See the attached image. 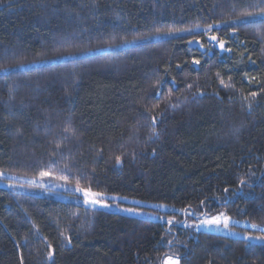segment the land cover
Returning a JSON list of instances; mask_svg holds the SVG:
<instances>
[{
  "label": "trees",
  "instance_id": "1",
  "mask_svg": "<svg viewBox=\"0 0 264 264\" xmlns=\"http://www.w3.org/2000/svg\"><path fill=\"white\" fill-rule=\"evenodd\" d=\"M258 4L0 0V172L264 227V16H245ZM174 215L0 186V264H264V244Z\"/></svg>",
  "mask_w": 264,
  "mask_h": 264
},
{
  "label": "rangeland",
  "instance_id": "2",
  "mask_svg": "<svg viewBox=\"0 0 264 264\" xmlns=\"http://www.w3.org/2000/svg\"><path fill=\"white\" fill-rule=\"evenodd\" d=\"M207 46L213 47L215 45L207 44ZM0 174H2L0 175V186L2 187L15 188L24 192H32L38 195L47 196L62 201H73L79 205L85 206L83 204L82 194L75 192L76 186L57 182L49 177L42 178L40 176L36 178H23L4 174L2 172H0ZM62 184L64 185L63 187H61ZM30 186H36V188H29ZM106 196L108 197V199L105 200V203L108 205L107 207L96 205L95 207L90 208L118 212L129 216L147 218L151 220L165 222L168 224H177L180 221L179 217L174 215L178 212L181 213L183 216L182 225L190 230L213 232L230 237L242 238L253 243L264 244V239H257V237H264V227L255 228L259 230L260 233L252 232L251 230L254 228H252V224L247 221H238L230 217L231 219L229 221L228 228H224L223 224H202V221H204L205 219H208L212 216H216L219 213L205 214L201 210L192 209L182 211L162 203H150L117 195L106 194ZM161 205H163V207H160ZM129 209H132V211H129ZM169 220H171L172 223H169ZM245 237L253 238L246 239ZM170 256L177 258L173 255Z\"/></svg>",
  "mask_w": 264,
  "mask_h": 264
},
{
  "label": "snow or ice",
  "instance_id": "3",
  "mask_svg": "<svg viewBox=\"0 0 264 264\" xmlns=\"http://www.w3.org/2000/svg\"><path fill=\"white\" fill-rule=\"evenodd\" d=\"M264 4V0H260V4L256 5V7L259 9L257 12H248L245 13V16L247 17H251V16H255V15H259V16H264V7H261L260 5ZM209 29L212 27L211 25L208 26ZM180 31V30H177ZM184 31H189V30H184ZM157 35H172V32L169 31L168 33H161L159 31H157L156 33ZM212 40H216L217 37L216 36H212L211 37ZM124 43H131L130 41H123ZM220 47L223 48L224 47V42L221 40L220 41ZM80 51H91V49H82ZM69 55H73V53H69ZM194 63H199V61H194ZM221 83L223 84V81H221ZM251 96L254 98L256 96V93L253 92L251 93ZM247 99V97L245 98ZM153 120H155V118H153ZM153 134L155 135V128L152 129ZM121 162V157L117 156L116 157V163L120 164ZM2 175V174H0ZM52 173L49 172H41L40 176L43 177H48L51 176ZM57 179H62L65 182H67V177H57ZM241 183H246V181H241ZM42 186V185H41ZM64 185L62 184L61 187H63ZM225 191L227 192L228 189H225ZM75 192L82 194L83 196V204L87 207H95L96 205H100L102 207H107L108 205L105 203V200L108 199V197L106 196L105 193H101V192H93L91 190V187H80L79 183H77V186L75 188ZM114 199V198H113ZM160 207H163V205H161ZM129 211H132V209H129ZM230 217L227 216L224 213H219L216 216H212L208 219H205L204 221H202V224H208V225H221L223 224L224 228H228L229 225V221H230ZM169 223H172L171 220H169ZM252 228H257L258 226L256 224H252L251 225ZM246 239H252L253 237H245ZM257 239H264V237H257ZM169 243H171V241H169ZM51 247V245L49 246ZM52 256V252H49V257ZM164 264H179V259L178 258H174L172 256H167L165 257V261Z\"/></svg>",
  "mask_w": 264,
  "mask_h": 264
},
{
  "label": "water",
  "instance_id": "4",
  "mask_svg": "<svg viewBox=\"0 0 264 264\" xmlns=\"http://www.w3.org/2000/svg\"><path fill=\"white\" fill-rule=\"evenodd\" d=\"M212 36H214V35H212ZM212 36H210V37H208L207 38V42L210 44V45H215V46H217L218 45V37H217V39L216 40H212L211 39V37ZM188 45H189V47H192V48H198L202 53H206L207 52V48H205L204 46H202L201 45V42H200V40H197V39H194V40H191V41H189L188 42ZM192 66L195 68V69H198L199 68V63L197 64V63H192Z\"/></svg>",
  "mask_w": 264,
  "mask_h": 264
},
{
  "label": "bare ground",
  "instance_id": "5",
  "mask_svg": "<svg viewBox=\"0 0 264 264\" xmlns=\"http://www.w3.org/2000/svg\"><path fill=\"white\" fill-rule=\"evenodd\" d=\"M210 36H212V35H210ZM210 36H208V37H210ZM208 37H207V38H208ZM207 38H206V41H207ZM207 44L210 45L208 42H207ZM207 50H208V49H207Z\"/></svg>",
  "mask_w": 264,
  "mask_h": 264
}]
</instances>
